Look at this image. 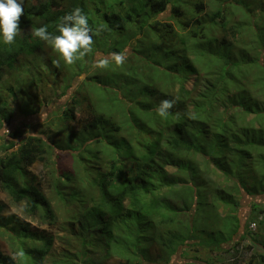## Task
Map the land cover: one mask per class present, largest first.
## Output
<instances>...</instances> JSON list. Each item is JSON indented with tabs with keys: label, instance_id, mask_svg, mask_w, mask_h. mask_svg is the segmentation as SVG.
<instances>
[{
	"label": "trees",
	"instance_id": "trees-1",
	"mask_svg": "<svg viewBox=\"0 0 264 264\" xmlns=\"http://www.w3.org/2000/svg\"><path fill=\"white\" fill-rule=\"evenodd\" d=\"M62 1L25 5L20 21L22 33L16 44L7 46L0 37V80L3 70L14 69L29 54L37 55V48L44 42L32 34L34 28L48 25L49 32H57L59 18L66 14L61 9ZM93 1L72 0L69 12ZM137 2L126 13L111 10L107 14L108 25L113 31L135 28L136 36L146 30V35L156 33L159 39L158 32L164 33L162 45L157 44L158 40L148 43L155 48L163 46V72L175 77L169 86L171 93L168 95L162 89L160 93L150 91L141 95L138 100L141 110L131 111L129 116L126 109H107L103 94L93 89L85 90L83 97L79 93V98H71V105L63 111L62 128L57 123L51 124L47 126L51 127L48 132L24 138L17 131L11 136H20L19 142L11 140L0 145V149L8 151L19 144L4 157L0 156V189L16 202H24L28 216L50 226L60 222L62 230H72V238L65 235L70 246L56 264H103L113 256L119 257L123 264H160L163 259V264L174 261L179 264L188 259V248L196 245L198 215L203 220L215 215L222 217L213 200L206 195L205 199L200 198V189L204 187L206 191V186L202 184L204 171L197 168L195 158H202L207 167L218 169L229 181L219 195L221 203L226 204L224 216L234 220L227 224L228 238L213 243L211 248L232 251L227 264H240L243 257L237 255L238 238L247 240L249 249L264 245L260 233L250 229L252 221L264 211V204L256 205L253 200L250 216L241 219L238 209L243 206L242 201L233 197L234 190L244 196L255 193H259V198L264 196V30L259 32L263 40H257V48L252 46L255 43L245 44L242 40L252 30L244 31L241 23L228 27L232 17L227 21L224 9H218L207 19L203 17L206 9L203 0L195 3L193 9L185 0ZM167 11L173 22L177 17V27L167 20L151 22L147 18L151 13L159 15ZM27 28L28 32L23 33ZM220 33L222 38L218 36ZM238 42L243 45L236 50ZM116 52L120 49L116 48ZM159 86L162 88L161 83ZM11 88V92L17 89ZM21 88L22 94L15 92L30 106L32 101L36 105L30 86ZM14 99L13 107L0 99V129L11 126L15 114L24 113L18 105L20 99ZM163 99H178L182 109L177 110L176 105L167 119H161L155 108ZM83 103H87L91 118L75 133L71 123L77 119ZM43 109V106L39 111L29 108L27 113L38 114ZM118 118L125 121L117 124ZM128 120L130 130L125 125ZM126 130L132 139L127 137ZM66 131L71 132L59 136ZM63 150L73 157L75 172L72 169L60 172L66 160ZM252 152L257 155L255 158ZM50 156L57 158V165L61 160L50 175L51 197L60 202L54 207L30 169ZM229 186L232 189H225ZM67 190L71 199L66 197ZM77 198L81 201L79 210L71 203ZM61 203L70 207L73 215L62 219L56 212ZM261 225L264 226V220ZM180 226L186 232L179 230ZM30 227L15 214L0 221V234L17 243L21 261L18 263L0 252V264H45L56 237ZM155 244L163 249L157 258L150 256ZM225 244H230L229 248H224ZM259 258L257 264H264V255Z\"/></svg>",
	"mask_w": 264,
	"mask_h": 264
},
{
	"label": "rangeland",
	"instance_id": "rangeland-1",
	"mask_svg": "<svg viewBox=\"0 0 264 264\" xmlns=\"http://www.w3.org/2000/svg\"><path fill=\"white\" fill-rule=\"evenodd\" d=\"M43 1L46 0H24V7H26L25 5H37ZM185 1L188 3V7L193 9L195 3L202 0ZM203 2L206 7L202 12L203 17L207 19L209 15L212 16L218 9H224L227 13L226 15H228L227 21L232 17L231 20H229L228 27H237V25L241 23L240 26H242L244 31L252 30L253 33H246L249 35L243 36L242 40L245 44L255 43L254 45H251L259 48V44L256 42L261 39L259 32L264 30V0H203ZM85 3L86 5L82 9L89 16L90 24L102 26L101 34L98 37H94L96 43L93 55L72 66H65L61 61V66L57 68L53 65V60L58 59V55L44 42L42 47L37 48V55L29 54L27 57L22 58L19 63L17 62L14 69L3 70L0 80V99L7 100L13 107L16 103L14 97H18L20 99L18 100V105L22 106L21 110L24 113H18L17 116L15 114L13 120L14 123L11 124V126L5 125L4 128L0 129V145L11 140L19 142L20 139L29 134L42 133L45 130L48 132L51 127L49 128L47 126L51 124L57 123L59 127L62 128L64 124L61 121L63 111L71 105L70 99L75 98V96L78 97L79 93H81L83 97L86 94L85 90L93 89L96 93L103 94V97L107 100V109H126V114L128 116L131 111L141 110V107L138 104L141 95L150 94V91L160 93V90L162 89L168 95L171 93V88L169 86L171 85V81L175 80V77L163 72L164 56L161 53L163 46L159 45L155 48L153 44L148 43V41L158 40L157 44L162 45V38L166 39V37L163 36L164 33L158 32L160 38L157 39L156 33H151V36L146 35V30L143 31L144 33H140L136 36L135 28L125 32L113 31L108 25V15L112 12L111 10H118L122 13H126L134 6H137V0H95L91 2V4H88L90 2ZM71 6H73L72 0H63L61 9L65 10L66 13H69V8ZM147 18L151 22L158 19L173 22V20L170 19L169 11L159 15L151 13L150 15H147ZM176 19L177 17H175L173 23L177 27L178 23L176 22ZM26 32H28V28L24 29L23 33ZM55 34L59 33L56 32ZM218 36L219 38H222L221 36H223V33L218 34ZM171 40H173V37H170V41ZM241 45H243L242 42H238L236 44V50H239L238 48H240ZM116 48H119L120 52L126 53L127 62L122 66H118L112 62L106 68H100L99 70V67H97L95 63L96 60L110 58V54L116 52ZM166 57L176 58L173 55H166ZM27 65L29 67H27ZM99 72L100 74H98ZM192 78L193 76L191 79ZM159 83L162 84V88L159 86ZM78 84L79 86L77 87ZM26 85L30 86L29 89H31L34 93L32 94L36 97V105H33L32 101V106H30L24 97L19 96V94L15 92L17 91L22 94L23 89L21 87ZM70 85L72 86L70 87ZM11 87H17V89L11 92ZM33 95L31 97L32 100L34 98ZM94 101L95 100H92V102ZM179 102L180 101L177 99V110L182 109L181 104L178 105ZM42 106L44 109L41 113L28 115L27 110H29V108L34 111H39ZM79 111L77 119L71 123L72 131L75 133H79L78 131L82 128L84 123L91 118L88 114L87 103H83L82 109ZM122 120V118H118L117 124ZM124 121L125 120H123V122ZM125 125L127 130H130L129 120ZM17 131V135H21L22 138L20 136H11V134H15ZM70 132L71 131H66L65 133L60 132L59 136L69 134ZM123 133L121 132L120 136H123ZM127 133V137L132 139L129 135V131H127ZM90 142L88 145H90ZM18 146L19 144L11 150L16 149ZM8 151L1 148L0 156L4 157L6 155L5 153ZM62 152L65 155L64 158L66 160L61 165L62 169L60 172H66L71 169L74 171L73 166L75 165V162L73 157L67 155L68 150H63ZM74 152H76V150H74ZM252 154L254 158L257 156L254 152H252ZM191 158L193 159V157ZM248 160L251 161L252 159ZM195 162H197V168L202 172L204 171L202 184L203 186H206V191L204 190V187L200 189V198L205 199L206 195L209 200H213L217 206H219V212L222 217L215 215L213 218L203 220L199 218L198 215L197 224L199 225V228L197 229L198 233L196 234V245L192 248H188V259L180 263L227 264L232 251L228 253L222 248H211V245L213 243L225 241L228 238L227 224L229 226L230 222L234 221L224 216V208H226V204L221 203V195H219L220 190H222V188L225 187L224 185L228 184L229 181L226 180L224 175L218 169L213 166L207 167L202 158H195ZM60 163L57 165V158L50 156L45 162H36L30 167L31 173L40 180L43 192L52 200L53 207L60 202L58 199L51 197L53 190L50 187V175L53 168L57 167L56 169H58ZM174 169L176 168L173 167L172 171H174ZM56 175H59V172L56 171ZM211 189H214L213 193L209 192ZM225 189L230 190L232 187L229 186ZM233 192V197H236L239 202L242 201L243 204V206L238 209V214L241 219H247L250 216L249 212L253 200H256V205L264 204V196L258 198L257 195H259V193H255V197L250 195H240L235 190ZM69 194L70 191L67 190L66 197L71 199V195ZM71 203L79 210V205L81 203L79 198L71 201ZM0 205L1 222H3L6 217L15 214L30 224V230L38 229L56 237L53 249L48 255L45 264H56L63 255L62 252L68 250L70 245L65 241V237L72 238L73 232L71 229L70 232H67L65 229L62 230L60 222L56 226H50L43 224L39 218L28 216L24 210L25 203L16 202L8 192L2 189H0ZM56 212L63 219L71 213V208L64 203H61L60 209ZM78 220L79 217L75 222ZM227 221L228 223H226ZM217 222L220 223L219 228ZM179 230L186 232L181 226L179 227ZM256 232L260 233L262 236L261 241H264V226L261 225ZM223 237L224 239H222ZM237 241L239 242V245L237 246L239 252L237 255H239L240 258L243 257L240 264H257L260 259L259 256L264 255V245H256L253 249H249L247 240L244 241L238 238L236 242ZM229 246L230 244H225L224 248H229ZM162 250L161 246L155 244V246H152L150 249V256L155 258L156 255H161ZM0 252L9 255L12 258L15 257L14 260L18 263L21 262L17 256V243L11 241L8 236H3L1 234ZM253 255H257L256 259L253 258ZM253 260L255 263L252 262ZM159 261L160 264L164 263V259ZM103 264H123V261H121L119 257L113 256ZM173 264H178V261H174Z\"/></svg>",
	"mask_w": 264,
	"mask_h": 264
},
{
	"label": "clouds",
	"instance_id": "clouds-1",
	"mask_svg": "<svg viewBox=\"0 0 264 264\" xmlns=\"http://www.w3.org/2000/svg\"><path fill=\"white\" fill-rule=\"evenodd\" d=\"M23 16L24 0H0V37H2L3 44L7 46L16 44L17 37L22 33L20 21ZM89 20V16L82 8L75 7L59 18L56 25L59 34L49 32L48 25L34 28L32 34L57 53L58 59L53 60L55 67L59 68L61 61L65 66H72L94 53L96 43L94 37L101 34L102 26L90 24ZM112 62L118 66L124 65L127 62L126 53L113 52L110 54V58L98 59L95 63L97 67L106 68ZM176 103L175 99L161 100L155 108L157 116L167 119L172 114L171 110L176 106ZM176 115L179 116V113ZM262 221L258 223L256 231Z\"/></svg>",
	"mask_w": 264,
	"mask_h": 264
},
{
	"label": "built area",
	"instance_id": "built-area-1",
	"mask_svg": "<svg viewBox=\"0 0 264 264\" xmlns=\"http://www.w3.org/2000/svg\"><path fill=\"white\" fill-rule=\"evenodd\" d=\"M264 219V212L261 213L258 218L250 224V229L256 231L258 223Z\"/></svg>",
	"mask_w": 264,
	"mask_h": 264
}]
</instances>
